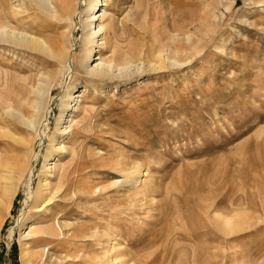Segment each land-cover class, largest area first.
I'll return each mask as SVG.
<instances>
[{"label":"rangeland","instance_id":"374dc122","mask_svg":"<svg viewBox=\"0 0 264 264\" xmlns=\"http://www.w3.org/2000/svg\"><path fill=\"white\" fill-rule=\"evenodd\" d=\"M73 1L52 0L50 15L33 0H0V30L63 52L70 42L76 56L84 30L69 37L58 16L64 2L84 19L88 0ZM108 1L103 25L114 28L100 57L116 49L133 74L93 79L76 59L65 79L62 58L0 39V163L22 170L0 206V264H264V0ZM155 57L161 70L147 68ZM42 76L49 115L25 128L4 111L29 117ZM51 139L63 148L50 151ZM48 151L57 192L37 211ZM222 218L243 226L225 233Z\"/></svg>","mask_w":264,"mask_h":264},{"label":"bare ground","instance_id":"6f19581e","mask_svg":"<svg viewBox=\"0 0 264 264\" xmlns=\"http://www.w3.org/2000/svg\"><path fill=\"white\" fill-rule=\"evenodd\" d=\"M33 1L39 6V8L45 14L56 15L58 13L56 11V7H55L54 3L52 2V0H33ZM74 1L73 2L76 4V0H74ZM107 2H109V1L108 0H88L87 6H85L86 7V9H85L86 16L84 19H82L79 16L78 9L75 8L76 5L74 6V5L69 4L65 7L64 2H63V7H62L63 9H62L60 15L58 14V16L60 17L62 24L64 25V27L68 31L69 37L74 36V33L76 31V25H79V27L82 26L81 28L84 30L82 38H80L81 41H80L79 52H78V55H76V56H75V53H76L75 47L70 42L68 43L69 47L65 48L66 52H63L64 48H62L63 47L62 44H60V43L58 44L57 42H55L57 44V46H52L43 37L37 36V35H35V33L29 34V33L22 32V31L16 32V31H12V30H0V39L15 43V44L22 46V47L29 48L32 51L45 53V54L49 55L50 57L52 56L53 58H57V59L62 58L63 64H62V66L61 65L60 66L62 67L61 69L63 72V77L65 79L68 78L67 74L70 72L71 69H73V66L75 65L74 61L76 59L79 62L80 67L85 71V73H86L85 75H88L93 79H95V78L98 80H103V79H107V78H113V79L117 78L118 79V78H121L122 75H124V74H126V75H127V73L133 74V73L138 71V69H137L138 67L133 70V69H131L130 64L125 66V67L120 66L118 64L119 62H116V60L118 59V57H116V56H118V54L116 55V51H115L116 49L113 50V52H112V55H111L112 58L104 59V57H103V59H102V57H100V52L104 51L106 48L109 47V43H108V41H106V38H108L109 33H111L112 29L114 28V27H112L110 22H107L108 24L110 23L108 26L103 25V21L106 17L104 7H107ZM76 17L78 19L77 21H76ZM120 57H122V56H120ZM160 57H163V56H160ZM123 58H125V57H123ZM60 61H59V63H61ZM93 61H98V62L95 63L94 65H91ZM59 63H57V64H59ZM160 64H163L162 61L159 58L155 57L154 60L152 59L149 62L147 68L149 70H157V69L161 70L157 67ZM50 77L52 79V76H49V78ZM40 78H41V80L36 84V86H30V90L28 92L29 93L28 97H30V100L26 99L24 102V105L26 106L27 111H29V113H30L29 117L24 116L23 113H20L21 111L17 112V111H14L15 109L12 110L11 108H9L7 110L5 109V111H4L5 114L11 116V118L13 117V119L17 123L25 126V128L31 127L32 129L37 128L39 130V126L43 125V123L47 120L48 115H49V107H50V103L52 102L51 101L52 96L49 95L50 93H48L49 92L48 87L50 86V84L48 82L49 78L47 79L46 76L45 77L42 76ZM51 79L49 81L52 83ZM70 88L72 89V87H68L69 90H70ZM49 89H50V87H49ZM76 93H77V91L72 92V93L67 92V94L64 96L65 101L63 100V102L61 104V112L65 111L66 109L68 110L70 107L75 106V104L77 102L76 98L79 96V94H76ZM27 100H28V102H27ZM61 119H62V115H60L56 121L55 132H60L61 134H64L66 129H67V132L70 131L71 125L69 124L67 127H64L63 129L60 130V128L58 126L60 124ZM2 133H4V131ZM11 138L14 140V142L16 141L20 145L26 144L24 142V140L19 136L11 135ZM48 147H49L50 151L51 150L52 151H60L63 148L62 145H60V143H55V139L50 140V144ZM50 151H48L47 154L45 155L44 164L42 165V172L44 174V178L40 179L38 184H36L37 185L36 190L34 191V193L32 195V199L34 202L33 205L37 211H41L42 209H44L45 205H48V203L53 199V197H54L53 194L57 192V190H55V192L53 191L54 193L52 194V191L50 190L49 182L47 181V178L50 177L47 175H50V173L55 168L54 163H52V165L47 163V158L51 156ZM18 165H19V163H18L17 159L16 160L14 159L13 161H10L7 163H0V206L5 207V198L11 199L15 196V190H16L15 188H16V184H17L16 181H18V179L21 178L20 174L22 172V170H19L20 168H18ZM66 183H67V180L65 178L61 184V188L64 187ZM28 185L29 184L26 182L25 186L27 189H28ZM27 195H29V191H28ZM30 199L31 198H29L27 196V198L24 201H27V200L29 201ZM234 215H236V214H234ZM240 215L241 214L239 213L238 217ZM238 217H236V219ZM219 218H220V216H219ZM219 218L217 216V220H219ZM241 218H243V216L239 217V219H241ZM222 219L223 220H221V222H223L222 223L223 231L225 233H228V231L230 232L231 228L233 226L232 220H230L229 218H222ZM233 221H234V224H236V221L235 220H233ZM221 222L217 221L218 224L219 223L221 224ZM238 222H237V224L244 222V221L241 220V222H239V223ZM1 224H2V221H0V226H1ZM241 225H242V223H241ZM241 225H238V226H241ZM235 226H233V227H235ZM29 231L26 234L22 233L20 236H22V238L28 237L30 235ZM38 232L41 234L42 233L44 234L46 231L45 232L44 231H42V232L38 231ZM110 261L112 262V260H110ZM110 263L107 262V264H110Z\"/></svg>","mask_w":264,"mask_h":264}]
</instances>
